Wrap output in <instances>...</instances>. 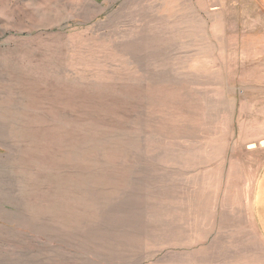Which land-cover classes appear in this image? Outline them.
<instances>
[{
	"label": "rangeland",
	"instance_id": "1",
	"mask_svg": "<svg viewBox=\"0 0 264 264\" xmlns=\"http://www.w3.org/2000/svg\"><path fill=\"white\" fill-rule=\"evenodd\" d=\"M264 0H0V264H264Z\"/></svg>",
	"mask_w": 264,
	"mask_h": 264
},
{
	"label": "crops",
	"instance_id": "2",
	"mask_svg": "<svg viewBox=\"0 0 264 264\" xmlns=\"http://www.w3.org/2000/svg\"><path fill=\"white\" fill-rule=\"evenodd\" d=\"M255 216L264 234V165L255 188Z\"/></svg>",
	"mask_w": 264,
	"mask_h": 264
}]
</instances>
